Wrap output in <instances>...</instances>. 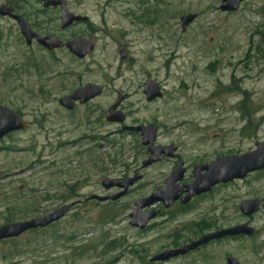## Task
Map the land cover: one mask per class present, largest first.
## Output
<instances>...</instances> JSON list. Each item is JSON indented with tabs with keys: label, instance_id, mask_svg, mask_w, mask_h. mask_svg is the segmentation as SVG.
<instances>
[{
	"label": "rangeland",
	"instance_id": "rangeland-1",
	"mask_svg": "<svg viewBox=\"0 0 264 264\" xmlns=\"http://www.w3.org/2000/svg\"><path fill=\"white\" fill-rule=\"evenodd\" d=\"M87 22L59 28V10L39 0L15 5L39 34L63 41L93 39L77 60L65 49L46 52L25 44L17 25L0 17V105L29 127L0 140V227L43 217L69 206L46 229L0 242V264H264V170L213 188L185 212L152 220L146 230L129 225L134 203L158 188L171 163L141 169L138 134L122 127L152 124L156 145L178 148L191 173L196 164L241 156L264 143V0H245L222 13L219 0H65ZM195 15L184 31L180 18ZM154 81L162 97L146 102L143 85ZM86 84L100 96L73 112L58 99ZM118 96L124 125L105 120ZM142 175L116 201L104 179ZM259 211L242 216L243 200ZM248 221V223H247ZM247 223L252 237L212 241L167 262L149 260L204 235Z\"/></svg>",
	"mask_w": 264,
	"mask_h": 264
},
{
	"label": "water",
	"instance_id": "water-1",
	"mask_svg": "<svg viewBox=\"0 0 264 264\" xmlns=\"http://www.w3.org/2000/svg\"><path fill=\"white\" fill-rule=\"evenodd\" d=\"M43 9H58L59 10V28L66 30L75 24L85 23L86 17L74 15L68 11L65 0H39ZM245 0H219V10L222 13H234ZM0 17L12 20L18 27L21 37L25 44L30 46L35 41L41 48L48 52H53L64 47L71 55L78 60L84 59L95 48V43L92 39L86 40L82 37L75 36L71 40L62 43L59 39L51 35H40L34 32L25 19L14 12L9 5H0ZM195 15H187L180 18L182 31L191 24ZM102 93V87L93 84H87L82 88L74 90L69 95L58 99L57 104L60 108L70 112L74 109L75 104L83 105L98 97ZM143 95L146 102H152L162 97L159 86L152 80H148L143 86ZM121 104V96H118L116 102L108 109L105 117L106 122L118 125H124L125 116L118 111ZM28 128V124L24 122L20 116L10 109L0 105V140L7 135L24 131ZM123 132H133L140 136L141 144L147 147L151 155L148 162L143 166H148L151 163L157 162L160 154L167 157H172L176 149L173 145L159 146L155 145L157 131L152 124L136 127H122ZM154 156V158H152ZM264 169V143L257 144L256 149L241 156H228L216 158L214 161L204 167H195L193 171V181L188 186L180 187L177 183L182 179L184 169L182 162L179 161L173 173L166 179L163 186L159 187L151 196L137 201L129 214V225L138 230H144L148 223L158 215V211H148L154 205L162 203L164 208L168 209L174 202L181 197V191L185 188L186 194L181 198V204L185 205L196 196L209 193L214 187L219 184H227L233 180H242L248 174L261 171ZM204 172V173H202ZM140 180V177L123 179L121 181L104 179L101 182V187L104 190H109L112 187L120 188L121 191L110 198L111 201H117L123 197L129 187L133 186ZM89 201L105 202L106 197L92 195L88 198ZM238 209L243 217L250 218L260 209L259 200H243L238 205ZM69 212V206H62L43 217L30 219L24 222H17L3 225L0 227V241L16 238L23 233L46 229L56 222L64 218ZM255 231L247 223L233 226L231 228L215 231L211 234L204 235L198 240L193 241L185 246L175 250L166 251L150 259V263L165 262L171 258L183 256L191 251H194L202 246L207 245L212 241L222 240L226 238L237 237H252ZM226 264H238V262L228 257Z\"/></svg>",
	"mask_w": 264,
	"mask_h": 264
},
{
	"label": "flooded vegetation",
	"instance_id": "flooded-vegetation-1",
	"mask_svg": "<svg viewBox=\"0 0 264 264\" xmlns=\"http://www.w3.org/2000/svg\"><path fill=\"white\" fill-rule=\"evenodd\" d=\"M11 6V5H10ZM12 8H13V6H11ZM13 10H14V12H15V9L13 8ZM16 13V12H15ZM87 22V21H86ZM80 24H83V23H80ZM75 25H77V24H75ZM74 26V25H73ZM72 27V26H71ZM70 27V28H71ZM32 29V28H31ZM69 29V28H68ZM68 29H66V30H68ZM33 30V29H32ZM66 30H61V31H66ZM34 31V30H33ZM35 32V31H34ZM39 34V33H38ZM40 35H42V34H40ZM43 36H46V35H43ZM52 36V35H51ZM53 37H55V36H53ZM55 38H57V37H55ZM73 38V37H72ZM71 38V39H72ZM83 38V37H82ZM57 39H59L60 41H62V43H65L66 41H68V40H62V39H60V38H57ZM71 39H69V40H71ZM85 39V38H84ZM88 40H90V39H88ZM93 40V39H92ZM94 41V40H93ZM32 43H35L38 47H40L35 41H33ZM94 43H95V41H94ZM95 45H96V43H95ZM31 46V45H30ZM41 48V47H40ZM41 49H43V48H41ZM61 49H65L64 47H62ZM44 51H46V52H48L47 50H45V49H43ZM66 50V49H65ZM67 51V50H66ZM54 52V51H53ZM68 52V51H67ZM69 53V52H68ZM70 54V53H69ZM71 55V54H70ZM71 56H73V55H71ZM88 56V55H87ZM86 56V57H87ZM74 57V56H73ZM85 57V58H86ZM75 58V57H74ZM84 58V59H85ZM75 59H77V58H75ZM78 60V59H77ZM83 60V59H82ZM87 85V84H86ZM144 86V85H143ZM101 87V86H100ZM102 91H103V88H102ZM72 93V92H71ZM69 95V94H68ZM101 95V94H100ZM99 95V96H100ZM145 97V96H144ZM95 99V98H94ZM124 98H122V96H121V102H122V100H123ZM92 101V100H91ZM116 102V101H115ZM89 103V102H88ZM85 104H87V103H85ZM85 104H83V105H79V104H75V106H74V109L72 110V111H70V112H73L75 109H76V107L77 106H84ZM119 111V110H118ZM68 112V111H67ZM19 115V114H18ZM20 116V115H19ZM20 118L22 119V117L20 116ZM23 120V119H22ZM24 121V120H23ZM25 122V121H24ZM27 123V122H26ZM28 124V123H27ZM143 126H146V125H143ZM28 127H29V124H28ZM14 133H17V132H14ZM129 133H133V132H129ZM11 134H13V133H11ZM136 134V133H135ZM10 135V134H9ZM8 136V135H7ZM257 144H261V143H256L255 144V149H256V145ZM155 145H156V142H155ZM170 145H172V144H170ZM160 146V145H159ZM163 147H165V146H163ZM144 149V158H143V160L141 161V169H143V170H147V169H149V168H152V167H154V166H157V165H160V164H164V163H171V167L169 168V171L167 172V175L163 178V180H162V183H161V185L159 186V187H161V186H163L164 185V183H165V181H166V179L173 173V171H174V169H175V167H176V164L179 162V161H181L182 162V168L184 169V172H183V175H182V179L177 183V186H180V187H185V186H188L190 183H192V181H193V179H194V177H193V171H194V168L195 167H204V166H207V165H204V164H198V165H196V164H194L192 167H191V173L188 175V169L189 168H187L186 166H185V163H184V161L182 160V158L179 156V154L177 153V151H178V148L177 147H175L174 146V148L176 149V151H175V153L172 155V157H167V156H165V155H162V154H160L159 156H157V158H158V161L157 162H154V163H151L150 165H148V166H143V164L145 163V162H148L149 160H150V158H151V155H150V153H149V151H148V148L147 147H143ZM226 157H228V156H226ZM152 158H154V156H152ZM264 170V169H263ZM263 170H261V171H263ZM257 172H260V171H257ZM257 172H254V173H250V174H248L246 177H248V176H250V175H252V174H255V173H257ZM202 173H204V172H202ZM134 177H140V180L139 181H141L142 180V175H135V176H133V177H124V178H118V179H112V180H118V181H121V180H123V179H129V178H134ZM245 177V178H246ZM244 178V179H245ZM110 179V178H109ZM243 180V179H242ZM235 181H239V180H233L232 182H229V183H233V182H235ZM137 183V182H136ZM135 183V184H136ZM229 183H227V184H229ZM134 184V185H135ZM133 185V186H134ZM219 185H226V184H219ZM219 185H217V186H219ZM133 186H131V187H133ZM216 186V187H217ZM131 187H129L128 188V190L126 191V193H125V195L123 196V197H121L120 199H122V198H124L127 194H128V192H129V189L131 188ZM158 187V188H159ZM158 188H156L153 192H151V193H149L148 195H146V196H143L142 198H140L139 200H141V199H144V198H147V197H149V196H151L153 193H155L156 192V190L158 189ZM215 188V187H214ZM110 191H112V194L110 195V196H104V197H106V198H108V200L107 201H105V202H99V203H108V202H111V203H113V202H116V201H111L110 200V198L111 197H113L114 195H116V194H118L120 191H121V189L120 188H117V187H112L111 189H109V190H105V192H110ZM185 194H186V190H185V188L181 191V197H180V199L178 200V201H176V202H174L168 209H166V208H164V206H163V204L162 203H158V204H156V205H154V207L153 208H150L148 211H158V215L156 216V218H159V217H168L170 214H172V211H174V210H176V211H179V212H185V211H188L191 207H192V202L194 201V200H197V199H200V198H202L203 196H205L206 194H204V195H199V196H196V197H194V198H192L191 200H190V202L189 203H187V204H185V205H183V204H181V202H180V200H181V198L182 197H184L185 196ZM208 194V193H207ZM102 197V196H101ZM119 199V200H120ZM139 200H137V201H139ZM87 201H89L88 200V198H87ZM91 201H94V200H91ZM118 201V200H117ZM136 201V202H137ZM96 202H98V201H96ZM135 202V203H136ZM135 203H134V205H135ZM260 205H261V202H260ZM170 216H172V215H170ZM156 218H154V219H156ZM153 219V220H154ZM151 222V221H150ZM149 222V223H150ZM149 223H148V225H149ZM247 223H248V221H247ZM148 225L146 226V228L148 227ZM146 228L144 229V230H146ZM140 231H143V230H140ZM26 233H28V232H26ZM26 233H23L22 235H20V236H18V237H16V238H12V239H7V240H2V241H0V242H3V241H8V240H15V239H18L19 237H21V236H23L24 234H26ZM255 234V233H254ZM254 236V235H253ZM240 238V237H239ZM183 246H185V245H183ZM180 247H182V246H179V247H177V248H172V249H170V250H175V249H178V248H180ZM170 250H166V251H170ZM166 251H164V252H166ZM164 252H162V253H164ZM192 252V251H191ZM161 253V254H162ZM190 253V252H189ZM188 254V253H187ZM187 254H185V255H187ZM160 255V254H159ZM184 256V255H183ZM155 257V256H154ZM178 257H181V256H178ZM178 257H175V258H178ZM152 259V258H151ZM171 259H174V258H171ZM171 259H169V260H171ZM168 260V261H169ZM149 262H150V260H149ZM165 262H167V261H165ZM154 263H157V262H154ZM161 263H163V262H161Z\"/></svg>",
	"mask_w": 264,
	"mask_h": 264
},
{
	"label": "trees",
	"instance_id": "trees-1",
	"mask_svg": "<svg viewBox=\"0 0 264 264\" xmlns=\"http://www.w3.org/2000/svg\"><path fill=\"white\" fill-rule=\"evenodd\" d=\"M13 7L15 6V5H12Z\"/></svg>",
	"mask_w": 264,
	"mask_h": 264
}]
</instances>
